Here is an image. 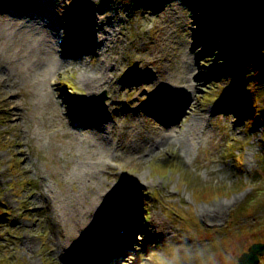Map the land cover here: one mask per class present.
Wrapping results in <instances>:
<instances>
[{
	"label": "rangeland",
	"instance_id": "374dc122",
	"mask_svg": "<svg viewBox=\"0 0 264 264\" xmlns=\"http://www.w3.org/2000/svg\"><path fill=\"white\" fill-rule=\"evenodd\" d=\"M206 1L202 26L191 0H0V264H235L264 243V78L223 32L262 50L242 0ZM97 25L114 32L103 54ZM192 109L206 115L189 130ZM72 126L104 131L116 188L70 234L86 190L65 169L100 156Z\"/></svg>",
	"mask_w": 264,
	"mask_h": 264
},
{
	"label": "bare ground",
	"instance_id": "6f19581e",
	"mask_svg": "<svg viewBox=\"0 0 264 264\" xmlns=\"http://www.w3.org/2000/svg\"><path fill=\"white\" fill-rule=\"evenodd\" d=\"M192 1V4L194 5V9H195V13L199 12V15H198V18L196 19V22H199V24H201L202 26H204V23L205 22H208V18L205 15V13L208 12V1L206 0H191ZM9 8V7H7ZM192 11V13H194ZM200 13H202V17H199L200 16ZM104 20V18H101L99 19V22H102ZM42 23V21L40 20H34L33 21V24H38V23ZM105 29L103 27H100V25H97V34H95V39L98 41V43H100V54H103L105 51H107V46L109 45L112 37H113V34L114 32L112 31H104ZM55 33L52 32L51 35H54ZM59 34H56L55 38L59 37L58 36ZM201 42H202V36H201V33H197V36H196V43L194 45V49L200 47L201 45ZM194 49H192L191 51H194ZM59 58V57H58ZM59 60H62L60 63L61 64H64L66 60H63V59H60ZM192 70V68L190 69ZM106 83L108 85H111V83H109L108 81H106ZM158 93H160V91H158ZM185 110V109H184ZM200 113L197 112L196 109H192V117H191V120H190V123L188 125V128L189 130L191 128H194L193 125L196 124L197 122H199L200 120V117L201 116H205L206 113L205 112H201L199 111ZM174 125V123H173ZM177 127V125H174ZM72 130H73V138L74 140H76L77 142L79 143H82V142H88V140L90 141V138L92 140H95L96 143H98V145H100L99 147H96L95 150H90V152H92L90 155H88V158L93 155V154H99L100 156L99 157H91L90 158V162L88 163L89 165L86 166V164H82L83 162L86 163V158H83V156L81 155L80 158L82 160L81 162V168H80V171L78 172V174L74 175V176H71V171L68 170V169H65V175L67 178L71 177V179H75L77 178L79 181H80V185L81 187L86 190V195H83L79 189L78 193H76V196L78 198V201L75 202V204L73 205V207H77L78 211H80L81 215H80V218L79 220L74 219L73 221V225H72V228H69L68 229V233L72 234V232L74 231V226H75V222L77 223L78 225V229L77 231L79 232L82 227L84 225H87L89 223V218L90 216L92 215V212L96 209L97 205H95V202H97V198L101 196L102 194V191H103V188L107 189V190H110V191H113L114 188H116V186L114 185L113 187L111 185H113L112 181L109 183V185L107 186V184H102V172L107 169L109 166H111V161L114 160V158L116 157V155H110L108 152H100V150L104 149V144L106 145V140H107V136L104 135V131L99 129V130H92L93 134H88L86 135V133L80 131V129L76 128L75 126H72ZM173 131H175V128H168L167 132L168 134H166L167 136H165L166 138H170L172 137L173 135H171L170 133H172ZM181 133V132H180ZM88 136V138H86V136ZM186 136V132H184L182 134V139ZM197 136V134H196ZM195 136V137H196ZM191 137L193 138L194 137V134L191 135ZM173 138V137H172ZM180 139V138H179ZM181 139V141H183ZM180 141V140H179ZM95 152V153H94ZM80 165V164H79ZM75 166V165H74ZM101 185L102 187L98 188L93 197H91L90 199V203L88 204L86 202V198L90 196V189L95 186V185ZM48 189L49 187L46 188V190L43 192V194L41 195V197L45 200V199H49L51 200V197L49 196L48 194ZM84 202L85 205L82 203ZM61 204H63L62 200L60 199V204H57V205H54V207L52 208V211H53V214L54 216L57 218L58 222H62L64 220V216H65V211L62 209V206ZM80 204V206H79ZM74 211L71 210L70 211V215L72 218H74ZM133 213H135V211H133ZM86 215L88 216V218L86 217ZM77 220V221H76ZM161 222V221H160ZM161 224V223H160ZM77 232V233H78ZM160 233L163 234V231H160ZM128 243V242H127ZM62 244V242H61ZM120 245V244H119ZM125 250L122 251L123 254H122V257L120 259H122V261H128L129 257H126L127 255H132L130 249H131V246L129 244H126V245H121L120 247H125Z\"/></svg>",
	"mask_w": 264,
	"mask_h": 264
},
{
	"label": "water",
	"instance_id": "95a60500",
	"mask_svg": "<svg viewBox=\"0 0 264 264\" xmlns=\"http://www.w3.org/2000/svg\"><path fill=\"white\" fill-rule=\"evenodd\" d=\"M246 6V10L250 15L255 25V30L258 36V40L264 46V0H242ZM105 99L103 93L99 101L102 102ZM264 256V243H253L248 249L237 258L235 264H258L260 258Z\"/></svg>",
	"mask_w": 264,
	"mask_h": 264
},
{
	"label": "trees",
	"instance_id": "16d2710c",
	"mask_svg": "<svg viewBox=\"0 0 264 264\" xmlns=\"http://www.w3.org/2000/svg\"><path fill=\"white\" fill-rule=\"evenodd\" d=\"M222 21L224 23V21H226V19L224 17H222ZM226 35H228V37H230L231 39H233L235 46H238V48H240V50H248V57H249V53L251 55L250 62L253 64V73L260 77V78H264V47L260 44V42L257 40V44L260 46V49L262 50V55L259 54V52L253 53V51L255 50V45L251 42L248 41H244L243 39H241L240 36H237L235 34H230V32H228ZM250 49V50H249ZM263 80V79H262ZM261 119L264 121V110H262V116ZM253 121V119L251 120ZM223 190V191H222ZM228 192V189L225 188H214V187H200L197 189V194L200 196H198L199 198H202L203 200H210L212 197L214 196H219L223 193ZM211 195L210 197H204L205 194ZM249 227L247 225V223L242 224L241 227ZM240 230L243 231L245 230L244 227L241 228Z\"/></svg>",
	"mask_w": 264,
	"mask_h": 264
}]
</instances>
